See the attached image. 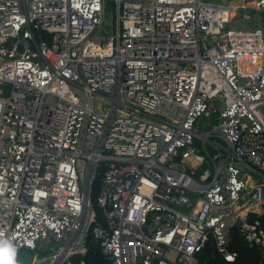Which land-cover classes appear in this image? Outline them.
<instances>
[{"label":"built area","instance_id":"2783aa9c","mask_svg":"<svg viewBox=\"0 0 264 264\" xmlns=\"http://www.w3.org/2000/svg\"><path fill=\"white\" fill-rule=\"evenodd\" d=\"M262 215L264 0H0L16 264L53 242L41 264H88V237L109 264H198L209 239L233 262L235 227L264 248Z\"/></svg>","mask_w":264,"mask_h":264},{"label":"trees","instance_id":"16d2710c","mask_svg":"<svg viewBox=\"0 0 264 264\" xmlns=\"http://www.w3.org/2000/svg\"><path fill=\"white\" fill-rule=\"evenodd\" d=\"M99 188V179H96L92 186L91 201L93 210L95 211V223L103 224V216L96 205V195ZM261 224L264 226V215L260 218ZM230 248L237 255L233 262L225 261L217 251L213 241L209 239L198 254V264H264V248L260 246H249L243 236L239 233L238 228H233L230 234ZM87 253L85 259L88 264H109L105 255L102 254L99 246L87 238Z\"/></svg>","mask_w":264,"mask_h":264},{"label":"rangeland","instance_id":"374dc122","mask_svg":"<svg viewBox=\"0 0 264 264\" xmlns=\"http://www.w3.org/2000/svg\"><path fill=\"white\" fill-rule=\"evenodd\" d=\"M104 20L107 23L112 21V11H111L110 5H108V4L106 5L105 10H104ZM98 103H99L98 100H94L95 105H97ZM101 109L104 110V108H101ZM80 163L82 164V162H80ZM81 169H82V171H84L85 166H81ZM49 246H57V245L55 244V242H53V243H50L49 245H46L45 247H43L39 250H36L35 253H37V255L35 258L33 257V255L35 253L29 254L27 251H23L22 253L24 254V258L27 259L28 261H31L33 259H37L36 264H41L42 261L40 260V257L47 252Z\"/></svg>","mask_w":264,"mask_h":264},{"label":"clouds","instance_id":"9594fccd","mask_svg":"<svg viewBox=\"0 0 264 264\" xmlns=\"http://www.w3.org/2000/svg\"><path fill=\"white\" fill-rule=\"evenodd\" d=\"M16 251L13 244L0 243V264H16Z\"/></svg>","mask_w":264,"mask_h":264},{"label":"water","instance_id":"95a60500","mask_svg":"<svg viewBox=\"0 0 264 264\" xmlns=\"http://www.w3.org/2000/svg\"><path fill=\"white\" fill-rule=\"evenodd\" d=\"M27 252H28L29 254H33V252H32L31 250H28Z\"/></svg>","mask_w":264,"mask_h":264}]
</instances>
